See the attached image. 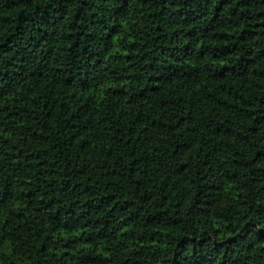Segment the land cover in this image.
<instances>
[{
	"label": "trees",
	"instance_id": "16d2710c",
	"mask_svg": "<svg viewBox=\"0 0 264 264\" xmlns=\"http://www.w3.org/2000/svg\"><path fill=\"white\" fill-rule=\"evenodd\" d=\"M0 264H264V0H0Z\"/></svg>",
	"mask_w": 264,
	"mask_h": 264
}]
</instances>
